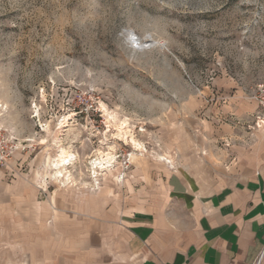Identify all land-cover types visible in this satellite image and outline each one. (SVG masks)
Returning <instances> with one entry per match:
<instances>
[{"label":"rangeland","instance_id":"374dc122","mask_svg":"<svg viewBox=\"0 0 264 264\" xmlns=\"http://www.w3.org/2000/svg\"><path fill=\"white\" fill-rule=\"evenodd\" d=\"M258 84L264 0H0V131L12 148L0 168H16L9 181L27 177L50 194L107 184L119 192L114 179H129L141 161L167 162L207 114L228 123L217 104L224 86L248 96ZM62 152L75 159L59 178ZM109 156L111 167L93 169ZM12 222L0 220V264H27L25 229Z\"/></svg>","mask_w":264,"mask_h":264},{"label":"crops","instance_id":"0c3cea01","mask_svg":"<svg viewBox=\"0 0 264 264\" xmlns=\"http://www.w3.org/2000/svg\"><path fill=\"white\" fill-rule=\"evenodd\" d=\"M223 94L228 123L207 114L167 162L141 161L114 179L119 192L50 194L27 177L6 179L13 164L0 168V220L25 229L27 264H261L264 127H253L257 104L242 88Z\"/></svg>","mask_w":264,"mask_h":264},{"label":"built area","instance_id":"2783aa9c","mask_svg":"<svg viewBox=\"0 0 264 264\" xmlns=\"http://www.w3.org/2000/svg\"><path fill=\"white\" fill-rule=\"evenodd\" d=\"M248 98L256 102L261 109L254 115V122L257 128L264 125V84H258L254 91L250 92ZM12 154V148L6 145L3 135L0 131V164L6 163ZM261 257L256 264H259Z\"/></svg>","mask_w":264,"mask_h":264},{"label":"bare ground","instance_id":"6f19581e","mask_svg":"<svg viewBox=\"0 0 264 264\" xmlns=\"http://www.w3.org/2000/svg\"><path fill=\"white\" fill-rule=\"evenodd\" d=\"M75 157L71 154H68L66 152H62L59 156L57 162L53 164L56 172L54 173L57 177L62 178L63 170L66 169L67 166L71 165L74 161ZM113 158L109 156L108 158L104 159H98V162L95 161L92 163L94 170H106L108 167H111L110 165L113 163ZM97 162V163H96ZM65 173V172H64Z\"/></svg>","mask_w":264,"mask_h":264}]
</instances>
